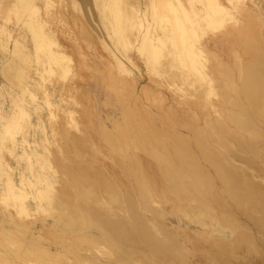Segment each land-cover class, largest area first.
Instances as JSON below:
<instances>
[{"label": "bare ground", "instance_id": "6f19581e", "mask_svg": "<svg viewBox=\"0 0 264 264\" xmlns=\"http://www.w3.org/2000/svg\"><path fill=\"white\" fill-rule=\"evenodd\" d=\"M31 1L15 0V3L18 11L24 12L26 9L29 12L23 24H25L32 41L33 58L39 69L44 70V73L49 74L56 71L55 74L61 77L65 76L69 70V56L63 49H60L51 31L46 27V22L39 19V8L37 5H32ZM43 1L46 8L51 3L48 0ZM70 3L76 14L97 32L101 43L109 52L108 55L112 57L117 71L125 73L127 70H132L130 67L133 65V59L130 57V52L133 48L135 49L134 42L138 41L135 51L150 74L183 94L187 92L185 88L187 85L195 88V90L191 89L197 93V98L191 102L192 106L198 107L201 104L199 100L215 93L212 79L208 76L207 69L205 70L206 56L208 55L204 53L207 51L204 52L205 49L203 50L199 44L200 36L206 32L200 27L199 21L203 19L209 28H218L223 25L224 17L227 15L234 18L231 15L233 12L217 0H71ZM235 5L237 4L233 3L232 10L236 9H234ZM92 10L95 12L92 13ZM85 33L91 36L90 33L86 31ZM252 37L254 38V36H249L246 31L240 33L241 41L239 40V42H241L246 56L244 55L245 60L240 62L242 65H239L240 69H238L240 70V81L237 84L234 83L233 89L231 87L235 97L233 100L231 97V106L225 109L227 110V112L225 111L226 120H223L224 122L217 120L208 122L211 124H208L209 128L214 130L211 132L217 135L216 141L219 148L215 146L216 144H211L210 140L208 141L209 137L212 138L213 133L211 135L209 133V137H206L205 129L201 131L198 126L196 129L193 128V137L191 136L193 146L197 148L201 159L207 163V168L202 166L200 161L198 162L200 158L196 155L197 151L195 152L193 149L191 141L187 140L189 138L185 139L181 136L183 134L179 135L178 129L176 134L175 129L171 126L176 135L166 130L162 131L160 128H156V124L153 125L156 120L153 122L148 120L149 113L146 116L144 112L140 113V110V114L137 115L135 111L130 110L129 107L132 104L125 105V101L133 93L132 87L131 90L127 89L122 86L120 80L112 79V76L105 72L103 80L108 84L109 97L115 99L120 105L119 107L115 104L117 108H120L121 116H123L120 123L116 121L117 137L111 136L102 123H99V126L94 130L91 129L84 138L69 139L68 147L74 156L79 158L78 160L69 165L68 162L72 158H69L66 164H63L64 160L62 164H60L61 162L55 163L56 169L52 167L51 172L46 171L43 176L36 172L35 180L29 179L25 182L29 187H34L33 198L36 199L41 214L45 213L50 216L52 221L47 226L44 225V235L36 238L32 235L30 226L21 224L20 221H15L12 215H8L6 222L10 225L0 224V254L3 256L5 253L12 254L16 259L30 264H50V262L62 264H187L185 262L187 259L183 258L185 253L182 254L180 251L185 246H181V241H178L179 237L176 236L175 229L173 230L166 225L167 223L165 224L162 214H158L151 207L147 208L148 201L156 203V199L159 198L163 200L162 202H171L168 199L170 200L172 195L177 203L180 199L188 203H185L189 205L188 208L185 207V214L192 216L203 214L211 219L221 217L222 214L219 213L223 212L224 207L230 208L231 202L251 221L253 220L254 227L257 225L259 229L258 233L261 234L259 232L261 230L263 234L264 185L251 181L247 172L244 173L240 168L237 169L228 160V158H234V160L245 162L248 166L249 163H254V159H258L261 165H264V51ZM15 54L22 60L25 57L18 52L17 47ZM209 57L211 58V55ZM219 62L217 63L219 64ZM17 63L12 60L6 64L5 71L13 79H19L23 75L22 67ZM45 64L47 66L44 68ZM214 66L216 67V65ZM230 67L228 68L231 69V73H234V69L238 68L233 67L232 72V66ZM224 68L222 71H229ZM215 70L220 71V68H215ZM222 71L221 73H223ZM230 74L229 78L233 76ZM222 78L224 77L222 76ZM228 79H223V81L227 82ZM226 82L225 85L228 84ZM43 93L45 92L43 91ZM43 97L46 105H53L49 95ZM224 99L228 98L224 97ZM225 102L224 104L229 103ZM97 104L99 105V103ZM228 105H225L226 108ZM139 109L142 108L138 107ZM172 111L168 112L173 113ZM170 113V117H167L168 114L163 116L167 117L168 119L165 120L169 122L173 119ZM174 114L176 115V112ZM178 115L182 118L185 116ZM159 117L160 123H162L163 117ZM182 118L178 119L183 120ZM174 121H171V124ZM183 121L186 122L185 117ZM164 124L168 125L166 122H163L162 125ZM170 125L168 126L170 127ZM185 125L186 123L181 127L185 129ZM187 125L190 126L188 123ZM188 129L190 128L188 127ZM1 136L4 142L7 136L4 132L1 133ZM91 140L96 141L102 151L107 150L105 152L114 158L118 169L109 166L105 172L101 169L102 167H96L93 160L86 159L82 148H86ZM43 147L45 148V146ZM58 149L62 152L61 154L67 152L62 146ZM44 150L46 151V148L38 158L41 161V163L39 162L40 167L51 168L48 163V155ZM139 150L148 155L151 162L149 160L148 163L147 159L149 158H146L147 161H143L138 155ZM1 157L2 154H0V177L5 176V179L2 178L4 180L2 195L8 196L6 200L3 199V202L12 204L14 199H26L29 194L21 190V184L17 186L14 177L9 173H4ZM64 157L66 158L67 155ZM197 158L199 159L197 160ZM122 161L124 164L121 163ZM256 164L258 165V163ZM250 166L254 165H249L248 168ZM241 169L244 170V168ZM263 170L258 168L255 172L261 176L264 174ZM57 173L60 174V182L58 180L60 187H57L55 191L52 190V183L55 181ZM23 179L26 180L24 177ZM215 181L219 183L220 194L214 190ZM170 194L172 195L170 196ZM180 202L182 203V201ZM24 204H21V208L16 204L18 206L16 208L27 215V206ZM229 217L230 215L224 218ZM224 221L226 223V220ZM228 221L231 223L232 220L228 219ZM236 222L239 223L237 219ZM243 226L234 229L232 237L228 240L201 234L198 236L188 235V232H184L193 239L192 241L195 242H192L193 244H203L200 249L205 252V256L208 254V257H205L208 259L205 260L208 264H252L246 260L247 256L252 252L258 253L259 250H263L260 246L258 250L256 245H253L254 241H257L256 238L252 235L255 238L253 239L252 233H248ZM179 231L181 234V229ZM177 234L179 233L177 232ZM187 244L185 243V245ZM198 248L195 250H199ZM190 249L193 248L190 247ZM263 252H261V256ZM262 257L264 258V255ZM262 257L258 264H264ZM2 259L0 258V261ZM254 259L258 261L256 255ZM5 262L7 263L6 260ZM202 262L200 263L202 264Z\"/></svg>", "mask_w": 264, "mask_h": 264}, {"label": "rangeland", "instance_id": "374dc122", "mask_svg": "<svg viewBox=\"0 0 264 264\" xmlns=\"http://www.w3.org/2000/svg\"><path fill=\"white\" fill-rule=\"evenodd\" d=\"M42 1L43 0H32L30 3L32 5H37V7L39 8V19L42 20V22L44 23L46 22V27H48L51 31L60 49H63L66 55L69 56V72L67 71L65 76L62 77L58 74H55L57 73L56 71H53L54 73L49 74L44 73V70L41 71L37 63L35 62L33 58L34 49L32 41L29 36L28 30L24 26L25 24H23L29 12L26 9H24V12L18 11L16 9L15 0H0V154H2L1 162L4 166V173L11 174L14 177L16 185L19 186V184H21V190L29 194L27 195L26 199H14L12 201V204L3 202V199L6 200V197L8 196L4 197V195H2V182H4L3 179H5V176L1 174L3 176L0 177V224H4L5 226L10 225V223L6 222V219L8 220V215H12L15 221H20L21 224H27L28 226H30L31 232L33 233L32 235L36 238H39L40 236L44 235V225L47 226L48 224H50L52 218L43 212V214H41V210L38 208V203L36 199L33 198L34 187H29L25 182L29 181V179L35 180L34 177L36 175V172L40 173V175L42 176L43 174H46V171L51 172L52 167H57L56 164H59L60 162V164H62L63 160V164H66L68 159L72 158L71 161L68 162V165L78 160L79 158L74 156V153L68 147L69 139L84 138V136L88 132H90L91 129H96L99 126V123H102V126L108 131L111 136L117 137L115 132L116 125L117 122L120 123L122 121L123 116H121L122 114L119 108L120 105L116 102L115 99H113L112 97L110 99L109 97L110 95L108 94L107 90L108 84L105 80H103L105 72L112 76V79L120 80L122 86L126 87L129 90L132 89L133 93H131V95L128 97L130 101L128 99L125 101V105L130 106L129 104H132L129 107L130 110L135 111L137 115L144 112V114L147 116L149 113V115L147 116L149 118L148 120L151 122L156 120L153 122V125L156 124L155 126L157 129L160 128V130L162 131L166 130L169 133L171 132V134L173 133V129H175L174 132L176 134L179 130L180 133L178 134H183L181 136H183L185 139L189 138L187 140L191 141L190 143L193 149L195 150V152L197 151L196 155L200 158H197V160L199 159L198 162L200 161V164L202 166L204 165V167L207 168V163L204 162L203 159H201L197 148L193 146V128L196 129V126H198L201 131L205 129L204 135H206V137H209V133L211 135L214 130H211L212 128H209L210 126H208V124L214 120L220 122H224L226 120L227 116L225 111L227 112V110L225 109H228L231 106V97L232 100L235 97V95L232 94V89L234 85L239 83L240 81V70L238 69H240V66L242 65V63L240 62L245 60V54L243 52L244 48L241 42H239L240 33L246 31L249 36H254V38L252 37L254 39V42H256L259 45L260 49H263L264 51V0H217V2L229 9L231 12H233L231 13V15H233L234 18H231L227 15V18L224 17L223 25L218 28H209L206 25V21L203 19H200L199 21L200 27L206 31L200 36L199 44L203 50L205 49L204 52L207 51L206 53H204L208 55L206 56L207 61L205 70L207 69L206 72L208 76L212 79V87L215 93L210 94L209 97L199 100L201 104L198 107H194L192 106L191 102L197 98L196 91H192L195 90V88H192L190 85H187V87H185L187 89V92L183 94L180 91H175L172 86H167L165 85V83H162V81L160 82L157 77L150 74L146 69L143 61L140 59L138 53L135 51L139 43L138 41L134 42L135 49L133 48L130 52V57H132L133 59V65H131L130 67L132 70H127L125 73L119 72L117 71L116 66L114 65L115 63L112 62V57L108 55V50L103 46L101 40L99 39L100 37H98V34H96L97 32L91 29V26L86 24V22L84 21V19L81 18V16H78L76 14L75 10L71 6V0H48L49 3L51 2L47 7L48 9L44 5L45 2ZM233 3L237 4L235 5L236 7H234V9L236 8L235 10H232ZM197 4L199 5V3ZM91 12L94 13L95 10H92ZM85 31L90 33L91 36H88L89 34L87 35ZM16 47L18 52L22 53L23 56H25L23 57V60L15 54ZM28 55L30 56L27 57ZM210 55L211 58L209 57ZM10 59L11 61L13 60L16 63L18 62L17 64L22 67L23 75L19 79H13L5 71L6 64L8 63V61L11 62ZM212 60L216 61L214 62ZM217 60H221L222 62H224L222 63L221 61L219 62ZM217 62H219L220 65ZM221 64H225V68ZM214 65H216V67ZM233 65L238 68L234 69L236 72L234 71V73H231L230 66H232L233 72V67H235ZM46 66L47 65L45 64L44 68ZM227 66L230 68H228ZM215 68H220V71H216ZM223 68L224 70L229 69V71H222ZM53 69L55 70V68ZM98 71L101 73L99 74ZM221 71L223 73H221ZM237 71L239 72V74H237ZM221 74L224 78H222ZM229 74L233 76L229 78ZM235 75L236 77H234ZM226 78L230 79V81L228 79L230 84L228 83V81L226 82V80L223 81V79ZM225 82L226 84H228L225 85ZM223 84L225 87L222 86ZM43 91L45 93H43ZM189 93H192L191 96ZM48 95L49 97H51L50 100H52L51 102L53 103V105H46L47 103L44 101L43 96ZM224 97L228 98V101L225 100ZM107 102L110 103L108 104ZM224 102H229V105L224 104ZM96 103H99V105L97 104V106ZM115 104H117L119 107L117 108ZM93 105L96 107H94ZM225 105H228V107L226 108ZM138 107H141L142 109L138 110ZM166 110H170V112L172 110L174 111H172L173 113H170ZM24 111H26V114L24 113ZM95 111L98 113H96ZM175 112L176 115L174 114ZM151 113L154 115V118ZM169 113L171 114V118H173L171 121L175 120V124L172 122L173 125L171 124V121L169 122L168 120H165L167 117H170ZM97 114L98 116H96ZM178 114H182L185 116H183L182 118ZM156 115L162 117L167 115V117H163V119L161 118L162 123H160V117H157ZM184 117L186 119V122L183 121ZM178 118H182L183 120H179ZM176 120L179 122H177ZM181 121L186 123L185 127L187 129L189 127V131L186 128L183 129L184 127H181V125L183 126L185 124ZM163 122H166V124L168 125L171 124L170 127L165 124L164 125L166 127L162 125ZM187 123L190 124V126L187 125ZM171 126L173 129L171 128ZM169 128L170 130H167ZM3 132L7 136L4 142L1 138V133ZM188 135L192 137L190 138ZM216 136L217 135L213 133L211 135L212 138L209 137L208 141L210 140L209 142L211 144L214 143V145L216 144L215 146L219 148L218 143L216 141ZM89 143L86 148H82V151L86 155V159L88 161L93 160L95 166L98 168L102 167L101 169L105 170V172L107 171L109 166L118 169L114 162V158L105 152L107 150L102 151L101 148H99L100 146L98 145V143H96V141L94 140L89 141ZM38 144L40 147L38 146ZM42 144L46 148V151H44L48 155V163L50 164L51 168L40 167L39 162L41 163V161L38 160V158L40 154L43 153V149H45ZM60 146L64 147L67 152L61 154L62 152H60L58 149ZM215 146L214 148H217ZM8 149L10 150V152H8ZM138 152L142 153H138V155L143 161L148 160L149 163L150 160L151 162V158H149L148 155H146L140 150ZM65 155H67V159L64 157ZM141 155L144 156L142 157ZM146 158L149 159L146 160ZM228 160L229 162H231L232 165H234V167L236 166L237 169L240 168V170L244 171V173L247 172L249 175H246H248L251 181L256 183L259 182L260 184L264 185V174L258 176L256 173L258 168H260L261 170L264 169V165H261L260 160L254 159V163H258V165H255L252 162L251 164L249 163V165L253 164L254 166H250L249 168V165L246 166L245 162L234 160V158H228ZM121 163H123V161ZM241 168H244V170ZM262 172H264V170ZM55 175V181L52 183V190L56 191V188L60 187V174L57 173ZM23 177L26 178V180H24ZM24 184L26 185L24 186ZM215 188L214 190L218 194H220L221 192L218 181H215ZM171 195L172 194H170V196ZM172 196L170 200L168 199V201L171 202H162L163 200L159 199L158 197L157 198L160 200V202L158 199H156V203L155 201L154 203L148 201L147 208L151 207L158 214H162L165 224L167 223L166 225L171 227V229H175L174 232L176 233V236L178 235L177 237H179L178 241H181V246H185L184 248H182V250L184 249L185 252L182 250L180 251L182 254L185 253L183 254V258L184 260L187 259L185 260L187 264L189 261L191 262H189V264H201L200 262L202 261L205 262H202V264H208L206 262L208 260L206 259L208 257V254H206L207 256H205V252L200 249V246L203 247V244H193L195 242H193V239H191L188 235L193 234L194 236H198L199 234H201L207 237L214 236L219 237L222 240H228L232 237V231L240 226L242 228V225H244L245 227L243 226V228L246 229L248 233L251 232V236L253 235L258 241H254L253 245H256L258 250L260 249L258 248L260 246L261 249L264 251V232L262 234V231L260 230L259 232H261V234L258 233L257 230L259 229L257 228V225L256 227H254L255 224L253 220L251 221V219L247 217L246 214H243V212L237 206H234L233 203L230 202V208L224 207L225 209H223V212L221 213H219V210H217L219 214H222L221 217L216 211H214L219 217H216V219H211L209 216L203 214H195L193 216L191 214H185L184 211L186 210V208H188L189 205H186L188 203L185 202V200L181 199L180 201H182V203L180 201L177 203V201H175L174 196ZM8 202L10 203V200H8ZM16 204L19 207L21 206V204L27 206V215L24 212L21 213L19 209L16 208L18 207ZM235 207H237L238 209ZM229 215L231 218H224L228 217ZM235 218L239 223L236 222ZM228 219H230V221H235L237 224L232 221L231 223L228 221V224ZM223 220H226V223L225 221L223 222ZM180 229L181 234L183 233L182 235L180 234ZM184 231L188 232V235H186V232ZM177 232L179 234H177ZM184 235H186V238L182 237ZM253 236L252 238L255 239ZM187 240L191 242H188ZM185 243H190L193 247L190 244L185 245ZM190 247L193 249L191 250ZM196 247H199V250H195L197 249ZM263 251L259 250V254L256 252V254L252 252L251 254H249L250 257L249 255L247 256L246 260L254 264V261L256 260H253V258H255L256 255V259H258V261H256V264L260 263L261 260L259 259H261V257L264 255ZM261 252H263L262 256ZM4 255L5 256L0 254L1 259L5 258L4 261H2V259L0 263H6V260L8 264H30L27 262H22L18 258L17 260L15 256H12V254H8V256L5 253ZM203 256L204 258H206L204 259ZM101 257L103 258V260H105L103 256ZM250 258H252V260H249ZM262 259L264 258L262 257ZM51 263L62 264L59 262H50V264Z\"/></svg>", "mask_w": 264, "mask_h": 264}]
</instances>
